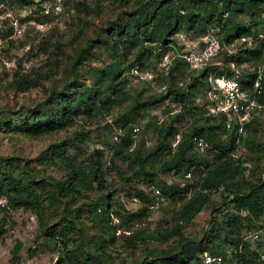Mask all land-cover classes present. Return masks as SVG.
<instances>
[{"label":"rangeland","instance_id":"obj_1","mask_svg":"<svg viewBox=\"0 0 264 264\" xmlns=\"http://www.w3.org/2000/svg\"><path fill=\"white\" fill-rule=\"evenodd\" d=\"M137 1L4 0L0 3V159H7L2 171L20 181L29 177L37 195L43 196L50 190L47 184L62 181L68 175L67 168L53 154L55 146L63 144L66 156L72 158L76 165L83 166L90 160L98 162L105 179V193H109L111 197L112 237L106 243V257H109L106 264H138L148 252L154 251L156 254L160 250H166L173 253L186 241L198 243L206 235L209 236L208 231L207 234L205 231L214 208L221 204L219 194L212 195L209 204L192 222L182 227L180 237L175 236L166 243L149 241L147 244L135 243L134 248H129L127 238L131 233L125 232V227L132 232L145 231L163 235L164 232L176 231L180 227H176L180 203L177 198H163L156 183L163 181L182 187L187 184L196 186L198 182L194 173L186 180L180 174L174 175V171H161L165 161L177 157L175 153L182 137L194 126L206 123L205 108L193 109L191 104L177 103L172 97H166L168 76L173 64L176 61L183 62L182 69L174 71L173 77L177 87L184 89L192 84L195 76H199L197 72H191L194 70L184 61L183 53H190V49L194 50L195 47L202 49L214 41L220 44L218 60L226 63L227 57L234 55L236 60L248 49L245 44L239 45V40L236 39L233 47L227 46L225 33L216 24L208 26L207 32L199 36L190 27L182 25L171 36L170 44L149 46L151 50L140 59L144 65L142 68H139L136 61L138 48L122 60L126 68L123 78L127 85L124 89L126 101L121 107H115L109 112H99L91 118L79 116L67 128L52 134L36 138L23 135L22 129L33 123L37 115L53 111L63 99L70 101L79 89L91 84L96 69L110 64L112 60L109 52L105 45L99 43V39L107 38V29L115 28L119 19L125 20L131 15L138 6ZM262 15L263 13L257 18L241 14L238 18L253 30L256 29L254 27H262ZM224 18L226 17L223 16ZM222 24L228 27L227 22L223 21ZM256 36L247 35L242 38L253 40L257 46H261L262 42L256 41ZM262 58L263 56L254 66H243L248 70L257 68L262 65ZM226 64L222 66L227 67ZM49 70L54 72L52 77L39 81L37 86L24 92L11 86L17 77L26 76L35 80L38 74H45ZM191 93L192 106L202 107L205 104L203 90L197 91L195 88ZM149 98L156 100L158 104L150 110L139 112L129 131L124 122H121V119L125 120L122 116L134 100L143 102ZM256 122L257 133L246 134L244 137L253 146L248 149L243 144L237 151V155L252 166L255 178L264 169V110L260 112ZM169 125L172 126L174 135L164 139L163 149L153 157V149L160 140L159 131ZM127 136L131 141L129 149H124L122 156L117 155L115 151L122 145L121 139ZM209 148L208 144L205 152L195 153L210 160L213 153L208 151ZM143 160L145 171L156 174L155 184L152 186L143 176L144 169L140 166ZM180 173L183 174L184 170ZM138 191L153 199L154 205L149 208L147 218L141 223L124 225L114 217L113 212L126 219L129 214L141 210L143 203L136 197ZM83 195L89 196H76L72 205L73 208L81 206L83 211V219L78 226L87 236L99 235L98 230L93 229L88 207L84 206L90 203L93 194ZM4 205L6 202L0 199V264L59 263L63 257V242L59 239L48 240L40 228V218L35 214L23 209L12 210ZM44 206L46 208V203H43ZM42 215L44 223L56 217L51 210H45ZM54 221L55 218L52 222ZM257 226L264 227V216ZM56 229H59V225ZM251 244L253 249L258 245L256 242ZM90 251L94 257L99 255L95 252V247H91Z\"/></svg>","mask_w":264,"mask_h":264},{"label":"trees","instance_id":"obj_2","mask_svg":"<svg viewBox=\"0 0 264 264\" xmlns=\"http://www.w3.org/2000/svg\"><path fill=\"white\" fill-rule=\"evenodd\" d=\"M2 1L4 0H0V3ZM120 1L128 3L131 0ZM137 4L131 15L125 20L119 19L115 28L107 29V38L99 39V43L105 45V49L109 52L112 60L110 64L96 69L91 84L79 89L70 101L67 98L63 99L53 111L37 115L33 123L22 129L23 135L36 138L52 134L67 128L79 116L91 118L99 112H109L115 107H121L126 101L124 89L127 85L126 79L123 78L126 68L122 60L138 48L136 61L139 68H142L144 65L140 59L151 50L149 46L170 44L171 36L182 25L190 27L199 36L207 32L208 26L216 24L221 32L225 33L224 39L227 45L247 35L264 34V17L262 27H254L256 29L253 30L238 18L241 14L260 18V14L263 13L264 16V0H138ZM223 16L226 17L225 20ZM223 21L227 22L228 27L222 24ZM256 25L260 26L259 23ZM85 28L84 26L83 29ZM261 46L248 48L242 52L235 61L236 65H256L264 54V42ZM230 60L231 57H227L226 62ZM182 67V61H176L171 67L166 97H172L177 103L191 104L193 109L202 110L205 104L199 108L192 106L191 92L195 88L197 91L204 90L201 78L205 71L200 72L199 77L195 76L188 88L182 89L177 87L173 77V72L181 70ZM53 74L54 72L49 70L45 74H38L35 80L20 76L12 81L11 86L17 91L24 92L37 86L41 80H48ZM260 102L264 104V81ZM156 104L158 102L152 98L143 102L134 100L132 106L122 116L125 120L121 119V122H124V126L131 131L130 126L136 121L135 117L139 112L150 110ZM204 120L205 125L194 126L182 137L175 153L177 157L165 161L161 167L164 173L174 171V175L180 174L181 178H185L187 173L196 174L198 178L196 186L187 184L181 187L163 181L156 183L163 198H171V200L177 198V202L180 203L176 219V227H180L173 232H164V235L145 231L132 232L128 227H125V232L131 233L127 238L129 248H134L135 243L147 244L149 241L166 243L175 236L180 237L182 227L192 222L209 204L212 195L219 194L222 198L221 204L214 208L205 231L206 234L208 231L209 236L206 235V239L198 243L186 241L173 253L166 250H160L156 254L154 251L148 252L145 259L138 264H198L201 255L205 252L219 256L227 249L237 251L239 247L241 251L240 253L237 251L234 258L240 264H264V238L262 239L264 227L257 226L264 216V169L255 178L251 166L249 175L244 176L243 164L249 162L237 155L241 145H246L248 149L253 146V143L247 142L244 137L246 134L257 133L255 128L258 125L257 119L245 127V134L239 137L238 143L235 142L234 132L224 131L221 119L204 116ZM173 135L171 125L159 131L160 140L153 149V157L163 149L164 139ZM198 140L210 145L208 151L213 153L212 159L206 160L197 155L199 152L195 153L193 144ZM121 142L122 145L115 153L122 156L124 149H129L131 141L127 136L122 138ZM62 146L63 144L55 146L53 154L67 168L68 175L62 181L47 184L50 190L43 196L37 195V190L29 177L20 181L4 174L2 166L7 159H0V199L6 202L4 206L9 209H23L35 214L40 218V228L44 236L48 240L59 239L63 242V257L60 259L62 264H106L109 260V257H106V243L111 241L112 237L111 197L109 193H105L106 185L102 169L98 162L92 160L83 166L76 165L72 158L66 156ZM231 154H235V157H231ZM147 156L149 157L150 154ZM143 163L145 160L140 162L141 168L144 169ZM182 170H184L183 174L180 173ZM143 171V176L147 178L149 185L155 184L156 174L149 173L145 169ZM38 188L40 189L41 186ZM192 189L195 191L192 192ZM87 193L93 194V199L84 206L88 207V216L94 224L93 229H97L99 235H86L78 226L83 219L81 206L72 207L76 196H89L83 195ZM136 197L143 203L141 210L129 214L126 219L119 213L113 212L114 217L124 225L141 223L147 218L149 208L154 205V200L145 196L142 191H138ZM43 203H46V208L43 207ZM45 210H51L53 216H58L51 218L52 221L55 218L54 222L48 219L50 225L49 222L44 223L42 219ZM58 225L59 229H56ZM255 232L259 233L260 239L253 249L252 242L244 239ZM91 247H95L98 256L94 257L90 253Z\"/></svg>","mask_w":264,"mask_h":264},{"label":"built area","instance_id":"obj_3","mask_svg":"<svg viewBox=\"0 0 264 264\" xmlns=\"http://www.w3.org/2000/svg\"><path fill=\"white\" fill-rule=\"evenodd\" d=\"M238 44H245L247 48H256L253 40L240 38ZM256 41L264 42V34L260 33L255 37ZM233 44L227 46H234ZM219 43L210 42L204 48L195 47L190 49V53H183L182 57L188 67L198 74L205 71L201 78L204 84L203 98L205 100L204 108L206 116L212 119H221L223 129L227 133L236 135V143L239 137L245 134V127L254 119H257L260 112L264 110V104L260 102L263 96L264 81V54L262 65L248 70L243 65L237 66L235 57L231 61L220 63L218 60ZM227 67H223V66ZM223 65V66H222ZM223 67V68H221ZM208 145L203 140H198L193 144V150L199 153L205 152ZM235 157V154H231ZM244 176L249 175L251 165L243 164ZM190 173L185 175L188 179ZM260 239L259 233L255 232L245 237L244 241L249 240L254 243ZM238 253L241 247L238 248ZM237 251L227 249L219 256L203 253L198 264H240L235 260L234 254Z\"/></svg>","mask_w":264,"mask_h":264}]
</instances>
